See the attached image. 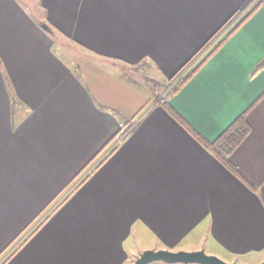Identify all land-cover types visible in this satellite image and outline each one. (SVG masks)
Wrapping results in <instances>:
<instances>
[{
    "label": "crops",
    "instance_id": "0c3cea01",
    "mask_svg": "<svg viewBox=\"0 0 264 264\" xmlns=\"http://www.w3.org/2000/svg\"><path fill=\"white\" fill-rule=\"evenodd\" d=\"M249 12L178 91L144 88ZM262 59L258 0H0V264H131L145 249L259 263ZM170 109L208 142L245 113L228 154L243 179Z\"/></svg>",
    "mask_w": 264,
    "mask_h": 264
},
{
    "label": "trees",
    "instance_id": "16d2710c",
    "mask_svg": "<svg viewBox=\"0 0 264 264\" xmlns=\"http://www.w3.org/2000/svg\"><path fill=\"white\" fill-rule=\"evenodd\" d=\"M250 12L242 19L244 20ZM235 16L233 14L230 18H228L222 26H220L209 38L208 40L173 74L169 80L174 79V77L181 72L183 68L186 67L199 53L210 43V41L231 21V19ZM242 20L239 21L230 31L225 34L224 38H222L216 45H214L210 51H208L204 57L183 77L179 79L178 85L172 90V93L178 91V89L186 83L192 75L201 67L205 61L218 49L222 41L229 36L233 31H235ZM264 64V59H262L257 64V69ZM171 112L183 123V125L187 128V130L193 135V137L205 148H208L213 154L235 175L242 178V175L238 172L235 165L228 159V154L235 146H237L247 135L250 130V125L247 122L246 114L243 113L239 115L230 125L222 132L217 140L214 142H208L205 140L193 127H191L187 122H185L173 109H170ZM113 140V138L111 139ZM110 143L107 142L91 160L78 172L77 175L81 174L84 169H86L107 147Z\"/></svg>",
    "mask_w": 264,
    "mask_h": 264
},
{
    "label": "water",
    "instance_id": "95a60500",
    "mask_svg": "<svg viewBox=\"0 0 264 264\" xmlns=\"http://www.w3.org/2000/svg\"><path fill=\"white\" fill-rule=\"evenodd\" d=\"M44 29L49 30L46 24L41 25ZM154 260H163L166 262L180 263H200V264H231L216 255L205 253L204 250H165V249H146L131 264H147ZM247 264V263H241ZM257 264H264L263 259Z\"/></svg>",
    "mask_w": 264,
    "mask_h": 264
},
{
    "label": "rangeland",
    "instance_id": "374dc122",
    "mask_svg": "<svg viewBox=\"0 0 264 264\" xmlns=\"http://www.w3.org/2000/svg\"><path fill=\"white\" fill-rule=\"evenodd\" d=\"M261 2V1H260ZM263 3V2H262ZM240 17V16H239ZM239 17H236V18H232L231 19V21H229V23L210 41V43L212 44V42L214 41V39L217 37H219L220 35H221V33L224 31V30H226L227 28L230 30V29H232V27L233 26H235L237 23V21H238V19H239ZM242 20V19H241ZM231 23V24H230ZM230 25V26H229ZM228 30V31H229ZM220 34V35H219ZM223 37V36H222ZM221 37V38H222ZM221 38L216 42V44L221 40ZM209 43V44H210ZM208 44V45H209ZM215 44V45H216ZM208 45L199 53V55H197L189 64H187L186 65V67L185 68H183L182 70H181V72L179 73V74H177L175 77H174V79H172V80H170V81H167V79H164V80H160L159 82H157V81H149L148 83H149V85H145L144 84V82L142 83V85L144 86V88L145 87H148V88H150L151 90H152V92H151V95H152V97H155L156 95H158V94H161V96H165V95H167L168 93H170L175 87H176V85H178V83H179V80H177L176 78H177V76L178 75H180L184 70H186V69H188L193 63H195V65L204 57L203 55H204V53H205V51H206V49H207V47H208ZM211 50V48L209 49V51ZM201 54H203L202 56H200ZM199 56L201 57V59L199 58ZM196 61H197V63H196ZM194 65V66H195ZM193 66V67H194ZM192 67V68H193ZM191 68V69H192ZM190 69V70H191ZM189 70V71H190ZM183 78V77H182ZM145 82L147 81L146 79H143ZM167 83H169V84H167ZM155 87V88H154ZM158 98V97H157ZM114 140V139H113ZM115 142H117V140H115ZM68 190V188L66 189V191ZM65 193V192H64ZM64 193L61 195V196H58L57 198H56V200L54 201V202H52L51 204H50V206L52 207L53 205H54V207H55V205L57 204V201H60L62 198H64L63 197V195H64ZM62 197V198H61ZM50 206H49V208H50ZM48 208V209H49ZM47 209V210H48ZM38 219L36 220V221H34L33 222V224L30 226V227H28L20 236H19V238H17L16 240H15V242H14V244H12V246H14V245H16V244H18L20 241H22L23 239H24V237H26L28 234H29V232L35 227V225L38 223ZM11 246V247H12ZM146 250V249H145ZM203 250V249H202ZM205 252V251H204ZM205 253H207V252H205ZM210 254V253H209ZM1 258H3L2 256H0ZM225 261V260H224ZM227 262V261H226ZM228 263V262H227Z\"/></svg>",
    "mask_w": 264,
    "mask_h": 264
},
{
    "label": "built area",
    "instance_id": "2783aa9c",
    "mask_svg": "<svg viewBox=\"0 0 264 264\" xmlns=\"http://www.w3.org/2000/svg\"><path fill=\"white\" fill-rule=\"evenodd\" d=\"M258 1H261V2H263V4H264V0H258ZM238 17V16H237ZM236 18V17H235ZM231 24V23H230ZM230 26V25H229ZM228 28L226 29V30H224L222 33H221V35L217 38H215L214 39V41L212 42V44L210 43L209 45H208V47H207V49H206V51H205V53H204V55L209 51V49L210 48H212L215 44H216V42L222 37V36H224L227 32H228ZM223 38V37H222ZM221 38V39H222ZM203 54H201L200 56H202ZM203 55V56H204ZM199 56V58L201 59V57ZM196 63H197V61H196ZM195 65V63H193L188 69H186V70H184L180 75H178L177 76V80H179L180 78H182V77H184L188 72H189V70L193 67Z\"/></svg>",
    "mask_w": 264,
    "mask_h": 264
}]
</instances>
